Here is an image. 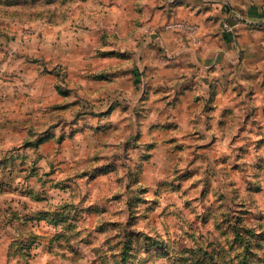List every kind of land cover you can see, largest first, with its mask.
<instances>
[{
  "label": "rangeland",
  "instance_id": "374dc122",
  "mask_svg": "<svg viewBox=\"0 0 264 264\" xmlns=\"http://www.w3.org/2000/svg\"><path fill=\"white\" fill-rule=\"evenodd\" d=\"M231 224L264 231V0H0V264H186Z\"/></svg>",
  "mask_w": 264,
  "mask_h": 264
},
{
  "label": "trees",
  "instance_id": "16d2710c",
  "mask_svg": "<svg viewBox=\"0 0 264 264\" xmlns=\"http://www.w3.org/2000/svg\"><path fill=\"white\" fill-rule=\"evenodd\" d=\"M231 242L228 246L226 242L224 246L228 248V253H224L223 249L205 250L200 248L197 254H194L193 260L186 264H254L252 250L262 246L264 240V231H256L250 225H229Z\"/></svg>",
  "mask_w": 264,
  "mask_h": 264
},
{
  "label": "crops",
  "instance_id": "0c3cea01",
  "mask_svg": "<svg viewBox=\"0 0 264 264\" xmlns=\"http://www.w3.org/2000/svg\"><path fill=\"white\" fill-rule=\"evenodd\" d=\"M159 12H161V11H159ZM156 21H157L156 19H153V21L150 20V19H147V21H145V24L148 25V23H154V22H156Z\"/></svg>",
  "mask_w": 264,
  "mask_h": 264
}]
</instances>
